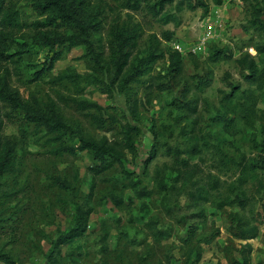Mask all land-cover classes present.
I'll return each instance as SVG.
<instances>
[{"label": "rangeland", "instance_id": "1", "mask_svg": "<svg viewBox=\"0 0 264 264\" xmlns=\"http://www.w3.org/2000/svg\"><path fill=\"white\" fill-rule=\"evenodd\" d=\"M123 1L91 0L88 13L103 12V30L93 38L108 42L114 24L138 28L141 38L130 60L135 66L157 44L169 54L180 44L184 50L181 76H170L167 55L131 84L127 93L122 92L119 79L114 83L111 71L91 62L85 47L65 52L54 69L34 83L30 82L35 72L50 63L47 48L34 47L8 67L12 86L24 100L36 98L44 105L56 102L66 122L85 136L114 140L120 138L121 127L127 123L137 127L136 152L127 155L126 169L138 187L132 188L117 167L94 176V161L88 152L54 155L56 143L33 125H26L23 113L5 107L1 136L16 141L18 147L15 171L0 176V252L9 253L15 264H49L46 256L52 241L59 231L73 225L78 204L92 210L88 230L82 238L61 247L57 264H189V258L194 260L201 251L198 264H229L231 259H240L243 244L230 232L233 213L259 227L258 237L249 243L254 248L252 264H260L264 254V169L259 161L264 158V61L253 46L261 44L264 35L250 28L251 16L243 0H172L164 12L176 19L168 24L145 8L137 12L121 8ZM199 2L210 12L205 14ZM9 3L24 23L43 22L48 17L35 7L34 0ZM215 10L223 16L215 18ZM244 27L250 30L246 32ZM205 30L216 31L212 43L230 59L216 61L208 52L211 45L195 57L186 53ZM73 32L71 27L55 28L56 34ZM166 32L174 33V40H166ZM33 35L28 29L18 33V44L30 43ZM246 54L257 60L259 70L253 80L237 64ZM61 74L80 77L54 85ZM186 88L190 89L187 100L198 105L194 115L187 107L172 104L184 100ZM61 96L97 102L105 111L79 113ZM88 114L102 115L106 128L98 129ZM218 114L226 122L211 120ZM67 144L76 142L70 138ZM175 149L181 151L179 159L172 155ZM252 165L257 166L255 171L250 170ZM53 176L65 179L75 190L53 185ZM216 180L218 188L209 193ZM142 188L151 194L138 198L136 192ZM197 188L209 193L208 202L197 204L189 196ZM242 192L249 198L246 208L219 206ZM114 198L121 204L116 205ZM146 207L149 211L145 213ZM149 222L164 230L165 238L156 240Z\"/></svg>", "mask_w": 264, "mask_h": 264}, {"label": "trees", "instance_id": "2", "mask_svg": "<svg viewBox=\"0 0 264 264\" xmlns=\"http://www.w3.org/2000/svg\"><path fill=\"white\" fill-rule=\"evenodd\" d=\"M243 1L248 5L250 12V28L254 29L260 36H263L264 20L262 18L264 17V0ZM90 2L91 0H34L35 7L41 14L48 15V17L43 22L27 24L22 22L19 11L14 5L9 3V0H0V176L13 173L17 160L16 149L18 143L1 136L5 125L2 110L5 107H9L13 112L23 113L26 125H33L37 131L44 132L50 141L56 143L52 151L54 155L69 154L75 156L81 152H88L94 161V165L91 168L94 176H100L117 167L125 176V179H128L129 185L132 188L138 187V184L131 180L130 172L126 169L127 155H134L136 152L135 137L139 133L137 127L127 123L121 127L120 138L114 140H109L106 137L97 140L94 137L85 136L80 128H76L66 122L56 102L51 101L44 105L36 98L24 100L19 90L13 87L11 83L12 72L8 64L20 62L25 53L39 46L47 48L51 52L49 58L50 63L43 66L38 72H35L34 78L30 83L42 80L45 75L54 69L55 64L63 58L65 52H69L78 47H85L91 62L99 68L111 71L113 73L114 83L119 79L118 86L122 92L127 93L131 84L137 83L140 77L151 72L153 65L167 55L170 76L177 78L182 75L184 69L183 55L175 50L170 54L164 52L159 49L158 44L145 58L139 60L136 66L130 64L132 53L137 49L139 39L141 38V33L136 27L114 24L110 27L108 42L105 43L103 38L94 39L93 36L101 34L103 30V19L100 18L103 12L98 9L95 15L88 13ZM220 3L219 1L218 4ZM143 4L144 7L142 6ZM171 4L172 0H124L120 4V7L135 12L145 8L149 13L160 17L161 21L168 24L176 19L174 14L164 12L166 11V6ZM190 7L191 9H195V6ZM198 7H203L205 14L208 11L210 12V8L203 2H199ZM57 26L71 27L74 32L71 35L56 34L55 28ZM250 28L244 27V30L247 32ZM26 29L34 31L31 42L18 44L17 34ZM164 37L168 41L174 40V33L166 32ZM16 46L17 49L14 51ZM253 47L258 55L263 56L264 61V41ZM56 48L60 50L55 51ZM209 51L216 61L231 58L230 55H226L219 50L217 44H212L208 49ZM190 55L192 57L196 56L193 54ZM237 64L241 70L249 71L250 76L247 77L249 80H253L258 73L257 60L250 54H246L237 60ZM127 67L128 70L125 72ZM79 77L80 75L78 74H61L52 83L59 85L67 80L74 82ZM159 88L162 90L166 89L165 87L162 88L160 84ZM188 93H190V89L186 88L185 93L182 95L184 100L178 99L172 102V104H176L179 108L187 107L189 114L194 115L198 111V105L194 104L193 101L187 100ZM231 96L233 97V94L226 96L225 100L227 101ZM61 99L65 103L71 104L79 113L85 114L89 110H94L98 113L105 111V108L97 102L77 100L73 97L64 96H61ZM135 109V112H137V107ZM88 115L98 129L106 128V120H104L102 115ZM211 120L217 123L226 122V118L220 114L212 116ZM115 121V118H111V122ZM70 138H73L76 145L67 144ZM171 150L169 148L168 152H171ZM180 153L181 151L179 149H175L172 155L176 159H179L178 155ZM261 160H259L261 162V169H264V158ZM181 163L185 164L186 162L185 160H181ZM249 168L255 171L257 166L252 165ZM51 180L53 185L58 186L62 190L70 192L75 190V187L65 179L53 176ZM240 181L244 182L243 179H240ZM218 183V180L213 182L209 193L218 188ZM262 187L264 190V185ZM209 193H206L201 188H197L196 192L190 193L189 196L197 204L201 202L206 203L208 202L207 195ZM150 194L151 192L145 188L136 192L138 198H145ZM129 201L133 202V198L129 199ZM114 203L116 205L121 204L117 198H114ZM233 205L244 209L249 205V198L242 192L241 195H236L234 199L223 201L219 206L228 207ZM144 211L145 213L148 212V207L144 208ZM91 214V208L84 209L81 205L77 204L76 217L73 225L66 231H59L56 239L52 241L51 250L46 256L49 264L58 263L59 257L61 256V247L76 239L82 238L86 234ZM201 216L205 217L204 214H201ZM230 219L231 234L241 240L243 244L241 245L240 259H231L229 264H252L251 255L254 248L249 241L258 237L259 227L251 226L247 220L237 213L230 214ZM154 224V222H149L147 225L151 231L153 230V237L156 240L165 238V231L159 230ZM194 235L195 233H193ZM196 253L194 260L189 258V264H198L201 261L202 251ZM0 262L15 264V261L9 253L5 252H0ZM260 264H264V254Z\"/></svg>", "mask_w": 264, "mask_h": 264}, {"label": "built area", "instance_id": "3", "mask_svg": "<svg viewBox=\"0 0 264 264\" xmlns=\"http://www.w3.org/2000/svg\"><path fill=\"white\" fill-rule=\"evenodd\" d=\"M222 16L223 15L221 14L220 11H217V10L214 11V17L215 18H219V17H222ZM215 25H217V24L215 23ZM217 26L219 28H221L220 25H217ZM215 37H216V31L210 32L208 30L207 31L205 30L203 32V34H202V37L198 40L197 44L192 46V48H187V52L186 53H190V54H193V55H198L201 52H204L210 45L215 44V43H212V41L214 40ZM175 51L179 52L180 54H182L184 52V50L180 46V44L177 45Z\"/></svg>", "mask_w": 264, "mask_h": 264}, {"label": "bare ground", "instance_id": "4", "mask_svg": "<svg viewBox=\"0 0 264 264\" xmlns=\"http://www.w3.org/2000/svg\"><path fill=\"white\" fill-rule=\"evenodd\" d=\"M252 51H254V50L252 49Z\"/></svg>", "mask_w": 264, "mask_h": 264}]
</instances>
